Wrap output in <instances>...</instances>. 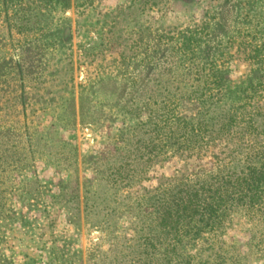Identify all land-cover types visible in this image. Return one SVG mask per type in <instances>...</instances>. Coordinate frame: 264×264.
<instances>
[{
	"label": "rangeland",
	"instance_id": "1",
	"mask_svg": "<svg viewBox=\"0 0 264 264\" xmlns=\"http://www.w3.org/2000/svg\"><path fill=\"white\" fill-rule=\"evenodd\" d=\"M66 1L68 13L60 0H0V264H139L115 247L132 224L125 211L197 162L170 148L146 179L117 186L124 139L150 121V95L164 114L174 81H191L188 69L206 66L209 46L247 44L244 31L262 44L264 0L248 23L237 0ZM59 25L65 44L55 39ZM193 44L198 57L182 52ZM224 58L231 84L246 82L254 66L246 54ZM130 107L139 114L127 115ZM234 227L226 239L248 254L252 225L236 217ZM252 251L244 264H264Z\"/></svg>",
	"mask_w": 264,
	"mask_h": 264
},
{
	"label": "trees",
	"instance_id": "2",
	"mask_svg": "<svg viewBox=\"0 0 264 264\" xmlns=\"http://www.w3.org/2000/svg\"><path fill=\"white\" fill-rule=\"evenodd\" d=\"M234 45L264 74L260 47ZM221 72L213 65L196 94H174L172 114L150 123V138L126 139L114 162L113 183L127 188L146 179L150 165L163 163L168 148L197 162L181 178L144 189L134 212L125 211L134 213L128 215L132 224L115 247L135 254V263L244 264L254 249L258 258L264 255V79L241 94ZM236 217L252 225L248 254L226 239Z\"/></svg>",
	"mask_w": 264,
	"mask_h": 264
},
{
	"label": "flooded vegetation",
	"instance_id": "3",
	"mask_svg": "<svg viewBox=\"0 0 264 264\" xmlns=\"http://www.w3.org/2000/svg\"><path fill=\"white\" fill-rule=\"evenodd\" d=\"M225 2V0H223ZM228 3H231L232 0H226ZM255 0H237L236 2V6H238L239 10H242V13L245 16V22L248 23L251 21V14L252 12L255 10V8L253 7V2ZM60 3L63 7V10L68 13L69 10H67V8L69 7L68 1L66 0H60ZM243 10H246L245 13H243ZM257 17H261V15H258ZM66 18H68V16H66ZM261 22L256 23V25L258 26ZM63 26L64 25H59L56 29H57V33H56V41L57 44H65L64 38L66 39V37L62 38V31H63ZM259 33H254L252 31L249 32H243V37L247 38L249 40H251L252 44L256 45L257 47H260V49L262 51H264V46L262 44H264V42H262V44H259L260 42L257 41ZM251 42H247L251 43ZM227 44L223 45L222 47H208V52L205 55L207 61V64L205 67H203V69L200 68H189L188 70H190L191 72H195V76H193L191 78V81H186L184 80V82L182 81H174L175 82V86H177V90L178 94H181L184 98V92H183V86L185 85V88L188 91V95L186 96H192L194 94H196L195 92H198L202 89L204 82L208 79H210L211 77V68L212 66H216L219 70V68H221L220 65V61L221 59H225L224 57L230 53H232V50H234L235 45L234 44H239L238 40L234 37H232L231 41L229 40V42L226 41ZM188 45V44H187ZM255 46V47H256ZM179 47H181V45H179ZM177 46L176 51H180V48ZM198 50H199V44H193L190 48L185 47V50H182V52L188 56H192V57H198ZM188 51V52H187ZM261 60L264 61V54H261ZM248 62H252L251 59H248ZM254 63V62H253ZM223 75H226V72H221ZM226 78H229L228 76H225ZM254 77V80H252V78ZM263 77L262 79H264V74L262 73V70L260 69V66L258 64V62L255 60L254 66L249 74V78L246 82H239L236 84H232L233 88H237L238 90H240V93L243 94L244 89H251L250 87H248L249 85L252 84H257V81L259 78ZM177 94V93H176ZM233 95V94H231ZM174 96V94H170L168 97H165V101L163 103H161L163 105V108H165L164 110H162V112H164V114L161 113V110H156V105H159V100L154 98V96L150 95V97L147 98V105H150L149 102H153L154 107L155 108H149L147 106H145L147 109H149L152 114L150 115V121H145V120H139V122L141 123V121H143L141 126H137L133 131L132 134L130 135V138H125L124 142H126L125 140H129L132 143H134V141H136L137 139H139L140 137H144L145 139L150 138V135L148 132L152 131L153 128V123L155 121L158 120V118H164V120L168 117L169 114H172V110L174 109L173 106L174 105H170L171 99ZM180 101V100H178ZM179 107H181V103L182 102H178ZM155 102V103H154ZM130 104L135 105L134 103H132L130 101ZM178 110V109H177ZM176 110V111H177ZM127 115L130 116H136L138 113L137 111V107H130V109L125 110ZM152 122V124H150ZM128 141V143H129ZM124 145V144H123ZM170 148H168L167 150H169ZM175 149H171L169 151H173ZM169 151H167L169 153ZM174 152V151H173Z\"/></svg>",
	"mask_w": 264,
	"mask_h": 264
}]
</instances>
